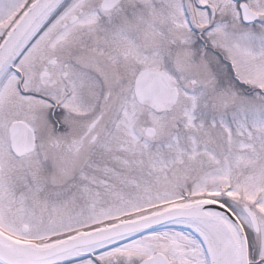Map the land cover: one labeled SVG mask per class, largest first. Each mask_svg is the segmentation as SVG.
Instances as JSON below:
<instances>
[{
	"label": "snow or ice",
	"instance_id": "1",
	"mask_svg": "<svg viewBox=\"0 0 264 264\" xmlns=\"http://www.w3.org/2000/svg\"><path fill=\"white\" fill-rule=\"evenodd\" d=\"M0 264H264V0H0Z\"/></svg>",
	"mask_w": 264,
	"mask_h": 264
}]
</instances>
